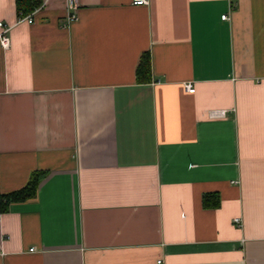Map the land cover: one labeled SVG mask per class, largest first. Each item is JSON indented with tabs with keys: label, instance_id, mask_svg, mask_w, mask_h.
<instances>
[{
	"label": "crops",
	"instance_id": "1",
	"mask_svg": "<svg viewBox=\"0 0 264 264\" xmlns=\"http://www.w3.org/2000/svg\"><path fill=\"white\" fill-rule=\"evenodd\" d=\"M132 1L0 0V264H264V0Z\"/></svg>",
	"mask_w": 264,
	"mask_h": 264
},
{
	"label": "trees",
	"instance_id": "2",
	"mask_svg": "<svg viewBox=\"0 0 264 264\" xmlns=\"http://www.w3.org/2000/svg\"><path fill=\"white\" fill-rule=\"evenodd\" d=\"M40 5V0H16V8L18 13L28 14L32 12L35 7ZM136 80L138 82L145 81L149 78L150 74V56L149 53H144L136 67ZM42 171L33 172L27 183L20 189L0 195V213L7 210L9 203L15 201H25L35 196L36 188L43 176ZM209 195L203 196V203L208 204ZM214 204L218 202H213Z\"/></svg>",
	"mask_w": 264,
	"mask_h": 264
},
{
	"label": "built area",
	"instance_id": "3",
	"mask_svg": "<svg viewBox=\"0 0 264 264\" xmlns=\"http://www.w3.org/2000/svg\"><path fill=\"white\" fill-rule=\"evenodd\" d=\"M134 4H147L148 0H133L132 1ZM78 6V0H66V8H67V20L73 19L74 17V10ZM34 13L31 12L29 14H21L19 16L20 20H26L28 23H31L33 21L32 15ZM221 18L226 19L227 15L223 14L221 15ZM11 25H8L6 23H3L0 21V46L5 50L6 48L9 47L10 45V37L9 36V31H10ZM186 88L188 91L193 92L194 87L191 84H186ZM212 116H222L224 115V110H215L212 113ZM33 250V249H29ZM158 263H161V260L157 261Z\"/></svg>",
	"mask_w": 264,
	"mask_h": 264
}]
</instances>
